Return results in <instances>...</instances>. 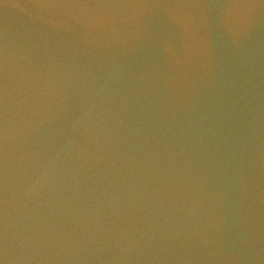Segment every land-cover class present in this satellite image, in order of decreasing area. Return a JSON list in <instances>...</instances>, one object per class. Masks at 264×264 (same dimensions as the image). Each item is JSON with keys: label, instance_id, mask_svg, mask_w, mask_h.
<instances>
[{"label": "water", "instance_id": "obj_1", "mask_svg": "<svg viewBox=\"0 0 264 264\" xmlns=\"http://www.w3.org/2000/svg\"><path fill=\"white\" fill-rule=\"evenodd\" d=\"M0 264H264V0H0Z\"/></svg>", "mask_w": 264, "mask_h": 264}]
</instances>
